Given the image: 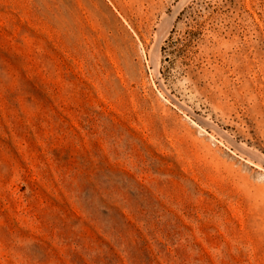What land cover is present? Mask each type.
Wrapping results in <instances>:
<instances>
[{"label": "rangeland", "instance_id": "obj_1", "mask_svg": "<svg viewBox=\"0 0 264 264\" xmlns=\"http://www.w3.org/2000/svg\"><path fill=\"white\" fill-rule=\"evenodd\" d=\"M0 264H264V0H0Z\"/></svg>", "mask_w": 264, "mask_h": 264}]
</instances>
